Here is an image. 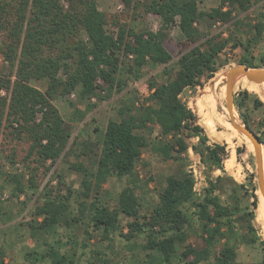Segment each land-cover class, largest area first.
<instances>
[{"label": "trees", "instance_id": "1", "mask_svg": "<svg viewBox=\"0 0 264 264\" xmlns=\"http://www.w3.org/2000/svg\"><path fill=\"white\" fill-rule=\"evenodd\" d=\"M201 1L121 0L127 8L139 6L159 17L161 25L153 31L136 30L119 21L108 28L107 16L95 0H0V54L9 67V73H0V126L3 116L10 126L16 124L14 133L30 142L28 154L35 162L26 185L21 175L12 176L15 196L26 188L37 192L36 169L42 166L48 170L45 166L48 160L53 164L72 153L77 158L93 155L94 161V168L81 162L70 164L81 174L74 208V191L70 186H66L65 194L61 190L52 194L51 188L44 186L39 203L32 209L36 219L33 224L29 222L30 236H41L39 247L26 254L31 262L76 264L79 251L85 255L87 250V264H119L104 251L89 248L88 240L97 231L101 232V241L111 242L118 232L131 242L130 247H139L143 258H135L134 264H242L237 251L242 244L259 247L261 259L252 264H264L263 228H259L260 234L253 224L255 208L264 205L257 179L254 181L252 174L250 188H246L226 171L224 162L227 164L233 153L229 156L226 143L210 141L197 114L181 98L184 89L202 87L204 80L212 78V81L225 71L220 69L228 63L224 53L229 41L235 38L230 29L226 36L221 30L203 35L197 23L207 17L238 28L243 25L241 14L263 0H219L209 11L199 8ZM261 15L264 17V13ZM175 22L187 47L173 60L164 39ZM250 29L253 37H260L264 20L255 21ZM250 38L244 41L237 37L230 48H242L239 64L264 67V56L256 58L251 54ZM127 55L131 56L128 72L134 78L140 77L144 67L165 68L172 61L175 72L164 82L149 80L150 92L143 102L137 103L138 98L127 91L128 95L119 101V118L106 122L95 150L88 142L82 143V148L75 146L77 136L72 137L52 101L72 92L81 100L95 97L99 101L108 98V92H122L127 82L120 77L121 58ZM33 79L45 80L44 91L30 83ZM242 79L249 85L245 87L257 90L253 82ZM211 98L218 107L213 91ZM249 99L251 93L247 89L234 91V109L241 119L234 121L246 123L264 146V103L254 96L250 106ZM94 106L88 103L79 112L78 120ZM250 109H262V115L253 124ZM198 111L202 118L203 111L199 108ZM224 118L232 125V120ZM150 124L158 127L159 137L153 140L142 132ZM232 132L238 136L237 140H244L253 149L246 137ZM192 138L196 141L191 142ZM145 147L164 161L182 160L191 148L203 167L202 193H196L191 171L168 174L163 178L156 202L148 214H142L139 185L134 177L137 178V162ZM262 157L264 163L263 152ZM214 171L219 173L213 175ZM57 176L59 186L65 185L63 175ZM110 177L127 180L113 205L102 188ZM244 196L251 198L250 207L240 205ZM120 214L130 218L125 232L120 230ZM2 221H7L6 216ZM78 223L84 225L85 238L59 232L60 228L69 230ZM195 230L197 243L193 244L189 236ZM137 237L143 239L138 246L133 241Z\"/></svg>", "mask_w": 264, "mask_h": 264}, {"label": "rangeland", "instance_id": "2", "mask_svg": "<svg viewBox=\"0 0 264 264\" xmlns=\"http://www.w3.org/2000/svg\"><path fill=\"white\" fill-rule=\"evenodd\" d=\"M95 1L97 7L107 16L108 28L112 26L114 21H119L120 23L133 27L136 30L148 28L157 31L161 25L159 17L146 13L142 7L127 8L122 4L121 0ZM218 4L219 0H203L198 3L199 8L202 11H209L212 7H216ZM261 13H264V0L258 2L247 12L241 14L243 16V25H240L238 28L229 23H222L220 21L217 23L215 20H211L207 17H203L197 23V26L203 35L221 30L223 35L226 36L229 29L233 31L235 38H232L229 41L228 47L224 53L226 54L228 63L220 69L226 71L229 67L238 64L239 57L242 54V48H230V45L237 40V37L245 41L250 36V44L252 47L250 48L251 54L256 58L261 55L264 56V32L260 37H253L254 32L250 29V25L255 21L264 20ZM166 33L167 36L164 39V45L172 54L173 60H175L177 55L186 49L187 43L177 22L171 25ZM224 54H221V58L224 57ZM130 57L131 56L127 55L122 56L121 58L120 77L127 82V86L122 92H108V98L102 101L97 100L95 97L88 100H81L77 97L75 92L63 96H57L52 101L57 107L66 125L70 128L72 137L75 135L77 136L78 143L75 146L82 148V143L88 142L92 149L95 150L97 146L96 142L102 136L106 122L110 119L117 118L116 111L119 106L120 98L127 94V91L135 98H138L137 103L143 102L150 92L148 88L149 80H156L158 83L164 82L171 78L175 72V64L174 61H172L165 68L163 66H157L154 68L144 67L140 70V77L134 78L133 74L128 72ZM0 73H9V67L3 60L1 54ZM240 78L243 77H239L235 81L234 91L237 92L242 89H247L251 93V99L248 101L250 106L254 96L259 97L264 103V83L259 84L257 90L250 89L244 87L242 84H237V81ZM211 79L208 81L204 80L202 87L184 89L181 98L197 114L199 123L204 127L210 141L226 143L229 150V156L231 152L233 153L234 157L231 158L227 164L224 162L226 171L232 175L238 183H243L246 188H250L249 177L252 174L255 175L254 181H256L254 150L250 149L244 140H237L238 136L234 132L227 130L226 127L218 123L216 124L214 117L212 118L210 116L208 110L209 107H207L208 105H206L207 103L204 100V88L209 84ZM30 83L41 91H44L46 86L45 80L33 79ZM222 87L225 89L224 79ZM213 98L218 106V111H221L222 115L232 121L237 118L241 121L238 112L235 109L232 113L233 119L230 118L225 105L224 90H220V88L214 89ZM88 103H94V108L88 111L82 120H78L79 112L83 111ZM198 108L203 111L202 118ZM248 113L253 124L262 115V109H250L248 110ZM253 126L256 128V125ZM13 127H16V124L10 126L5 120V116H3L0 126V259H2V263L0 264H49V261L31 262L30 257L26 256L27 252L32 247H37L34 238L30 236L29 222L31 221L33 224V219H36L32 213V209L35 204L39 203L40 193H42L44 186L51 188L52 194L57 193L58 190H61L60 193L65 194L67 185L74 191L72 197V207L74 208L75 203H73V200L76 199L75 197L78 195L77 192L80 190L81 174L73 170L70 167V164L81 162L86 166L94 168L93 155L92 157L91 155H86L77 158L70 153L69 155L58 158L53 164H50L51 162L48 160L45 163V166L49 167L48 170L42 166L36 169V183L38 185L37 192L34 194L31 189L26 188L23 193L19 194V196H15L13 192L15 182L11 179L12 176L14 174L21 175V180L26 185L29 174L35 166V162L32 160V155L28 154L30 142L24 137H18L14 133ZM95 127L97 130H94ZM142 132L149 140L159 137L158 127L152 124ZM190 141L194 142L196 139L192 138ZM262 147L264 153V146ZM197 158V154L189 148L184 159L180 161H164L157 154L152 152L149 147L143 148L141 158L136 166L137 178L134 177L135 182L139 185L137 193L142 200L140 212L142 214H148L151 206L156 202L157 192L162 187L163 178L168 174L178 175L184 171H191L195 178L196 193L201 194L202 189L205 186V176L203 167ZM60 173L63 175V181L65 183V185L61 186L58 184L57 176ZM218 173V171H214L213 175ZM150 178H152V180H150ZM126 184L127 180L125 178L117 177H110L103 184V191L106 192L111 205H113L117 193ZM250 202L251 198L249 196H244L240 205H247L250 207ZM263 209L264 205L262 203L255 208L253 224L259 233L260 227L263 228L264 233ZM4 214L7 221H2L5 219V216H3ZM119 217L120 230L125 232L127 230L126 223L130 218L123 214H120ZM83 228L84 225L78 223L72 226L69 230L60 228L59 232L63 233L65 236L74 235L80 238L84 237ZM196 231L197 230L189 236V242L193 244L197 243ZM117 233L115 234L114 239L108 243L107 241H101V232H92L91 237L88 240L89 248L104 251L108 257L120 261L121 264H134L135 258H143V252L139 247H130L132 245L131 242L125 241ZM133 241L137 243V246L143 243L142 237L134 238ZM220 245L221 244H219V246ZM237 251L238 261L242 264H252L261 259V251L256 245L251 246L242 244L238 246ZM78 254L76 264H87L86 260L89 257V252L86 250V254L83 255L79 251ZM201 264L212 263L203 262Z\"/></svg>", "mask_w": 264, "mask_h": 264}, {"label": "water", "instance_id": "3", "mask_svg": "<svg viewBox=\"0 0 264 264\" xmlns=\"http://www.w3.org/2000/svg\"><path fill=\"white\" fill-rule=\"evenodd\" d=\"M239 77H245L248 81L256 84L264 83V67H248L244 64H236L224 72L225 105L231 119H233L234 110V84ZM232 126L240 134L245 135L253 145L257 188L264 200L263 145L259 136L246 123L232 121Z\"/></svg>", "mask_w": 264, "mask_h": 264}, {"label": "bare ground", "instance_id": "4", "mask_svg": "<svg viewBox=\"0 0 264 264\" xmlns=\"http://www.w3.org/2000/svg\"><path fill=\"white\" fill-rule=\"evenodd\" d=\"M224 78V71L221 72L214 80H212L206 90H205V94H204V100L205 102L207 103L209 109H210V112L212 113L213 117H214V120H215V123L217 124H220L224 127H226L227 130H230V131H235L237 133H239L238 131H236L233 126L231 124L228 123V121L224 118V116L222 115L221 112L218 111L214 101L212 100L211 98V93L213 91V89L223 80ZM257 88L259 86V84H256L254 83ZM240 134V133H239ZM243 135V134H241ZM244 137H246L245 135H243ZM247 138V137H246ZM248 139V138H247ZM249 140V139H248ZM250 141V140H249ZM251 143V141H250ZM252 145V143H251ZM253 147V145H252ZM263 174H264V169H263ZM263 199V198H262Z\"/></svg>", "mask_w": 264, "mask_h": 264}, {"label": "crops", "instance_id": "5", "mask_svg": "<svg viewBox=\"0 0 264 264\" xmlns=\"http://www.w3.org/2000/svg\"><path fill=\"white\" fill-rule=\"evenodd\" d=\"M217 23H219V21H216ZM252 48V47H251ZM239 64V63H238ZM222 82H223V80L221 81V83L219 84V86H217L215 89H217V88H220V90H224V88L222 87ZM237 84H242L244 87L247 85L246 84V82H245V80L244 79H242V78H240L238 81H237ZM236 84V85H237ZM262 84V83H261ZM247 86H249V85H247ZM116 113H117V111H116ZM222 113V112H221ZM119 118V116H118V113H117V118L116 119H113V120H117ZM188 153V152H187ZM198 156V155H197ZM186 157V156H185ZM197 160L199 161V156H198V158H197ZM177 161H180V160H177ZM84 165V164H83ZM84 166H86V165H84ZM86 167H88V168H91V167H89V166H86ZM179 175V174H178ZM34 240H35V245L37 246V247H32L29 251H31L32 249H36V248H38L39 247V245H40V240H41V236L39 235V234H36L34 237ZM28 251V252H29ZM27 252V253H28ZM27 258V257H26ZM34 262H44V261H34Z\"/></svg>", "mask_w": 264, "mask_h": 264}]
</instances>
